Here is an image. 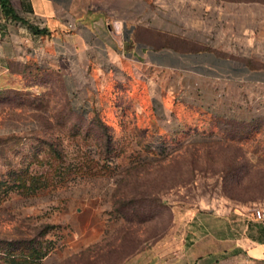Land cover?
Returning a JSON list of instances; mask_svg holds the SVG:
<instances>
[{"label": "rangeland", "instance_id": "374dc122", "mask_svg": "<svg viewBox=\"0 0 264 264\" xmlns=\"http://www.w3.org/2000/svg\"><path fill=\"white\" fill-rule=\"evenodd\" d=\"M148 78L80 112L35 67L0 93V264H264V117Z\"/></svg>", "mask_w": 264, "mask_h": 264}, {"label": "crops", "instance_id": "0c3cea01", "mask_svg": "<svg viewBox=\"0 0 264 264\" xmlns=\"http://www.w3.org/2000/svg\"><path fill=\"white\" fill-rule=\"evenodd\" d=\"M7 2L11 14L0 6V93L25 89L21 79L35 67L60 77L71 107L80 112L91 109L106 86L141 76L159 85L162 73L169 86L214 95L216 104L205 107L264 117L263 2ZM182 77L201 86L188 88ZM248 252L262 254L264 240Z\"/></svg>", "mask_w": 264, "mask_h": 264}, {"label": "built area", "instance_id": "2783aa9c", "mask_svg": "<svg viewBox=\"0 0 264 264\" xmlns=\"http://www.w3.org/2000/svg\"><path fill=\"white\" fill-rule=\"evenodd\" d=\"M249 214L254 221L264 223V207H252Z\"/></svg>", "mask_w": 264, "mask_h": 264}, {"label": "trees", "instance_id": "16d2710c", "mask_svg": "<svg viewBox=\"0 0 264 264\" xmlns=\"http://www.w3.org/2000/svg\"><path fill=\"white\" fill-rule=\"evenodd\" d=\"M0 6L4 12L11 14V8L8 6L7 0H0ZM260 207H264V206H260Z\"/></svg>", "mask_w": 264, "mask_h": 264}]
</instances>
